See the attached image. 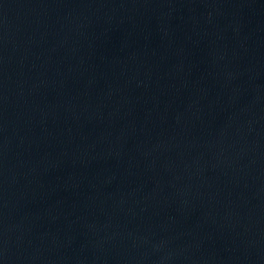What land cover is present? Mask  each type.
I'll return each instance as SVG.
<instances>
[{
	"label": "water",
	"instance_id": "1",
	"mask_svg": "<svg viewBox=\"0 0 264 264\" xmlns=\"http://www.w3.org/2000/svg\"><path fill=\"white\" fill-rule=\"evenodd\" d=\"M0 264H264V0H0Z\"/></svg>",
	"mask_w": 264,
	"mask_h": 264
}]
</instances>
